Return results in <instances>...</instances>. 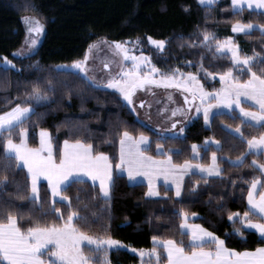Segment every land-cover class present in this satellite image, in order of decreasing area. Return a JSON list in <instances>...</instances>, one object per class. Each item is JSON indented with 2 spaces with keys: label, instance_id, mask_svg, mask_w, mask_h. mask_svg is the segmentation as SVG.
Returning a JSON list of instances; mask_svg holds the SVG:
<instances>
[{
  "label": "trees",
  "instance_id": "trees-1",
  "mask_svg": "<svg viewBox=\"0 0 264 264\" xmlns=\"http://www.w3.org/2000/svg\"><path fill=\"white\" fill-rule=\"evenodd\" d=\"M26 16L38 19L45 35L35 53L16 57L26 39L23 21ZM237 22L264 25V14L247 8L234 13L231 0H219L210 7L202 6L199 0H0V61L7 57L12 62L9 67L0 65V114L17 103L34 108V114L23 124L29 146H39V132L43 128L52 136L57 158L65 139L72 142L79 139L92 144L94 151L106 153L115 166L119 162L120 137L128 131L134 137L143 134L150 139L149 155L161 157L157 152L159 144L178 165L194 161L193 145L200 146L203 164L209 163L213 153L218 156L221 174L210 178L190 174L180 198L163 185L159 187V198H149L147 185L130 184L117 173L108 202L102 198L99 187H93L89 181L73 184L64 193L71 201V210L88 218L78 227L89 235L110 236L124 246L110 251L111 264H140V257L130 250H151L153 236L183 241L187 248L190 237L181 234L184 222L181 213H187L188 221L223 239L229 248L253 251L263 247L257 233L245 229L236 217L234 224L228 216L243 215L248 210L247 191L254 176L264 181L252 164L253 160L264 163V157L250 154L246 143L247 139L264 134V128L249 126L238 112L231 111L214 115L210 126L202 116L198 117L183 136L163 134L140 122L118 92L93 87L81 74L60 66L84 60L89 46L100 40L140 39L142 52L161 72L179 69L193 73L204 89L213 91L221 88L220 81L212 79L213 76L219 77L232 66L230 56L217 53L216 41L227 37H234L250 53L259 54L253 71L264 75V63L259 62L264 59V34L255 30L247 35H234L232 27ZM205 33L210 35L208 41L204 40ZM149 37L163 40L164 49L150 46ZM205 69L214 75H206ZM240 78L248 77L244 74ZM34 87H39L47 98L39 103L30 99ZM237 127L244 133L243 138L229 129ZM18 133L19 128L12 132L16 142H19ZM208 140L218 142L219 148L212 145L205 148ZM3 147L4 136H0V178L4 175L9 178L0 188V216L7 209L24 217L20 221L22 226L30 224L32 219H40L44 224L59 223L51 214L48 183H40L41 199L33 205L27 198L31 194L27 170L10 168L5 172ZM241 159L243 163H237ZM18 194L25 198L17 199ZM66 204L67 201L55 204L65 217L70 211ZM250 218L259 220L251 213ZM234 228H240L244 235L235 234ZM157 252L160 264H166L163 249L157 248ZM85 253L92 255L87 248Z\"/></svg>",
  "mask_w": 264,
  "mask_h": 264
},
{
  "label": "snow or ice",
  "instance_id": "snow-or-ice-1",
  "mask_svg": "<svg viewBox=\"0 0 264 264\" xmlns=\"http://www.w3.org/2000/svg\"><path fill=\"white\" fill-rule=\"evenodd\" d=\"M199 3L211 6L216 0H199ZM231 7L234 13H240L245 10H254L257 14H264V0H231ZM27 25L29 34L36 33L37 37L43 32V24L35 17H23ZM260 30L264 34V25L253 26L251 23L237 22L233 25L232 31L243 32L246 35L251 31ZM215 39L214 37H212ZM149 41L163 49V40ZM210 35L205 33L204 40L208 41ZM26 43L35 45L36 38L29 37ZM217 51L227 49L230 53L232 66L226 71L220 73L221 88L208 92L193 73H183L179 69H171L167 73H161L158 68L151 64L149 58L144 56H130L128 50L120 43L115 44L117 54L122 53L123 60H131L132 67L126 68L120 65V71L107 79L106 82L97 83L94 78L88 76L86 61L88 55H85L83 61H75L72 67L84 73V79L88 80L93 87H107L115 89L127 102L133 103V95L137 89H144L146 85H156L165 88L182 89L189 93L184 97V102L191 107L197 99L200 104L196 106V112L203 109L204 121L209 122V113L213 107L225 108L235 111L239 109V114L249 126H258L264 128V75H258L253 71L256 63L254 59L259 54L253 53L252 56L242 55L231 37L224 41H216ZM92 46H89V52ZM6 64L12 62L4 58ZM264 63V59L259 61ZM141 65H147L149 71H144ZM15 67L14 65H12ZM107 66V65H105ZM233 68L237 69V74H233ZM206 75H214L204 70ZM159 73V77L153 74ZM247 74V79L241 80V75ZM151 91V88L148 89ZM39 87H34L30 94V99L37 103L46 99ZM242 98L244 101L251 102L249 108L242 107ZM169 94V100H171ZM210 101H215V104ZM141 101V106H143ZM255 108L256 110H252ZM34 108L27 104L17 103L9 111L0 114V136H4L3 158L7 162L4 165L5 172L10 168L27 169V175L30 178V196L29 201L36 205L40 202L38 181L41 177L47 180V187L51 190L52 208L51 214L55 216L57 222L48 224L42 223L40 219H32L30 224L22 226L20 221L23 216L4 209L0 216V264H111L109 253L116 248L119 250L121 242L112 239L110 236H93L83 231L78 224L81 221H87L86 216L80 215L77 211L71 210L72 204L64 193L73 185L91 181L92 186L96 187L98 182L99 191L105 202L110 201V186L113 183V163L110 157L100 151H94L92 144L84 143L77 139L74 142L65 139L63 147L58 149L59 159L54 154L52 136L46 130L41 128L39 132V146L30 147L28 144L27 129L23 127L25 120L34 114ZM135 111V109H133ZM181 108L173 109L172 116L183 112ZM224 113H217L222 115ZM176 123L171 127L175 128ZM19 128V142L12 138L14 129ZM180 132L184 129L181 127ZM235 132L241 137L244 133L239 127ZM207 143V141H206ZM249 153L252 155H264V134L259 137L253 136L246 140ZM148 138L141 134L138 138L133 137L128 131H124L119 140V162L115 165L117 169L127 171L129 179L136 176H146L149 178V191L147 195L157 196L159 192L155 190L154 177L163 175L165 180L171 178L176 184V195H180V182L184 174L193 167L189 161L182 165L172 163L170 156L164 153L160 145L157 144L158 155L164 156V159H157L147 155ZM144 145L145 147H141ZM192 151L197 153V146H192ZM238 163H243L241 159ZM253 166L264 175V164H257L252 161ZM196 167L202 173L219 174L220 169L216 163V155L212 154V165L205 168L197 164ZM9 182L7 175L0 178V188H3ZM23 195H17V199H24ZM59 198V199H57ZM79 200V197H77ZM67 201L66 207L70 210L67 216L55 207L57 203ZM248 210L243 215L240 213H231L228 216L235 224L236 217L242 225L248 229L255 230L264 243V181L259 177H253L249 182L247 191ZM42 206V205H41ZM250 213L259 217L258 221L250 218ZM48 213L44 216L47 217ZM184 222L181 224L182 235L190 237L187 248L183 241L177 242L173 239L160 240L153 236L154 247L149 253L140 251V256H154L156 264H160V253L157 248H162L166 254L167 264H264V247H257L253 251H237L226 246L225 241L214 233L202 228L200 225H189L187 223V213H181ZM235 234L243 236L240 228H234ZM85 248L92 253H85ZM136 251V249H132Z\"/></svg>",
  "mask_w": 264,
  "mask_h": 264
},
{
  "label": "rangeland",
  "instance_id": "rangeland-1",
  "mask_svg": "<svg viewBox=\"0 0 264 264\" xmlns=\"http://www.w3.org/2000/svg\"><path fill=\"white\" fill-rule=\"evenodd\" d=\"M218 1L219 0H216V2H218ZM204 6H207V5H204ZM24 26H25V30H26L25 43H24L23 47L15 53L16 57H25V56H28V55L35 53L38 50V48H39V46H40V44L44 38V35H45V28L44 27H43V32L40 33L39 36L37 37L36 33H32V34L28 33L27 25L25 23H24ZM253 26L255 27L258 25H253ZM251 32H253V31H251ZM239 34H245V33L235 32L234 35H239ZM29 37L37 39V43L34 46L31 45L30 43H26V40H28ZM152 40H154V39H152ZM232 41L234 44H236L238 46L240 53L242 55H245V54L249 55V56L253 55L247 49H245L239 42H237L234 37H232ZM116 43L122 44L128 50V53L130 56L147 57V58H149L151 64L153 65L150 57L142 52V44L143 43L140 39L127 40L124 42H109L107 40H100V41L91 45L92 48H91L90 52L88 50V53H87L88 60L86 61V67L88 69L87 74L89 77L94 78L97 83L106 82L107 79H109L111 76L116 75L120 71V65L121 64H123L126 68L132 67L133 62L131 60H123L122 59V53L117 54L118 50L115 49ZM148 43L150 46L157 48L159 50H163L165 47V43H164L163 49H160L156 45L152 44L149 41V39H148ZM217 53L230 56V53H228L227 49H221L219 52L217 51ZM254 59L257 60L258 56L255 57ZM0 65L5 66V67L11 66L9 64H6L4 60L0 61ZM72 65H61L60 68L71 70L73 72H77V73L81 74L82 76H84L83 72H80L78 69L72 67ZM105 65H107V66H105ZM141 67L144 69V71L150 70L147 67V65H141ZM161 73H163V72H161ZM233 74L234 75L237 74L236 68L233 69ZM153 75L157 78L159 77V73H154ZM214 78L220 81V76L219 77L213 76L212 79H214ZM197 79H198V77H197ZM103 87L104 86H101V88H103ZM104 88L117 92L115 89H112V88H107V87H104ZM149 88H151V91L148 90ZM206 91L212 92L209 90H206ZM169 94H171V97H172L171 100H169ZM186 95L189 96V98H191L190 94L183 92L182 89H177L174 87L173 88H165V87L156 86V85H146L144 89H137L136 90V92L134 93V95L132 97L133 103H132V105H130V107L132 108V110L135 109V111H133L135 116L144 125H148L151 128H154L163 134H168V135L175 136V137L183 136L185 134V131L189 127V125H191L198 117H200V116L203 117V109H201V111L199 113L196 112V110H195L196 106L200 104V101L197 99L191 107H187L184 103V97ZM141 101L144 102L143 106H141ZM210 102L215 104V101H210ZM243 104L250 105L251 102L244 101L242 98V104H241L242 107H244ZM176 108H181L184 111L181 113H178L176 116H172L171 112L173 109H176ZM231 111L232 110H230V109H225L222 107H220V108L213 107L209 113V122L208 123L211 122L212 117L214 115H216L217 113H225V112L229 113ZM174 122H177L176 127L172 128L171 125ZM181 127H183V129H184L183 132L179 131V129ZM229 129L232 131H235L232 128H229ZM27 136H28V132H27ZM136 138H138V137H136ZM28 139H29V137H28ZM214 142L216 144H218V142H216V141H214ZM143 146L144 145H142L141 147H143ZM53 150H54V147H53ZM161 150L164 153L166 152L162 148H161ZM54 154H55V151H54ZM161 157H163V156H161ZM192 168L197 169L196 166H193ZM205 168H208V167H205ZM213 174H215V173H213ZM160 178L164 179V177L162 175L154 177V182ZM43 181L47 182L46 179L41 177L40 180L38 181V188H39L40 182H43ZM97 185H98V182H97ZM174 190L176 192V186H174ZM181 192H182V190L180 189V193ZM57 199H59V198H57ZM119 248H124V246L121 244L119 246ZM130 251L137 254L140 257V260H141L140 264H156V258L154 256H149L146 254L143 257H141L140 251H132V250H130ZM143 251L145 253H149L151 250H149V251L143 250Z\"/></svg>",
  "mask_w": 264,
  "mask_h": 264
},
{
  "label": "crops",
  "instance_id": "crops-1",
  "mask_svg": "<svg viewBox=\"0 0 264 264\" xmlns=\"http://www.w3.org/2000/svg\"><path fill=\"white\" fill-rule=\"evenodd\" d=\"M233 34H235L234 32H233ZM236 112H238V114H239V109H236L235 110ZM239 116H240V114H239ZM241 117V116H240ZM242 118V117H241ZM243 120H244V118H242ZM206 124V123H205ZM210 124H211V122L210 123H207L206 125L207 126H210ZM234 133L235 134H237L235 131H234ZM148 141H149V143H150V139H148ZM210 145H212V146H214L215 148H219V143L218 144H216L215 142H213L212 140H208L207 141V143H205V148H207L208 146H210ZM143 147H145V146H143ZM147 147H149V144H148V146ZM197 152H198V154L197 153H194L193 152V158H194V161H190V163L193 165V166H196L197 164H199V165H203L204 167H210L211 165H212V155H211V157H210V161H209V163L208 164H203L202 162H201V158H202V153H201V150H200V146H197ZM147 155H149L148 153H146ZM216 155V163H217V165H218V156H217V154H215ZM167 156H169V155H167ZM171 157V156H170ZM263 157H264V155H263ZM157 159H164L165 157L163 156V157H156ZM59 158H57V160H58ZM171 159H172V157H171ZM172 163L173 164H175L174 162H173V159H172ZM238 163V162H237ZM184 164V163H183ZM257 164H264V163H257ZM176 165H178V164H176ZM180 165H182V164H180ZM218 167H219V165H218ZM26 169V168H25ZM219 169H220V172H219V174L217 175V174H208V173H202L198 168L197 169H194V168H191V169H189L185 174H184V176H183V179L181 180V182H180V189L182 190V192H183V188H184V182H185V179H186V177L187 176H189L190 174H198V175H200V176H203V177H207V178H210V177H217V176H219L220 174H221V168L219 167ZM115 173H117V174H119V175H123V176H125L127 179H128V181H129V183L130 184H145V185H147V188H148V191H149V178L148 177H146V176H136L134 179H129V177H128V175H127V171L125 170V171H123L122 173H121V170L120 169H117L114 165H113V174H112V180H113V178H114V175H115ZM163 176V175H162ZM164 177V176H163ZM263 177H264V175H263ZM43 182H46V181H43ZM90 182V181H89ZM40 183H42V182H40ZM154 185H155V190L156 191H158L159 192V187L161 186V185H163L164 187H166V188H168V189H172L173 191H174V193H175V196L177 197V198H180L181 197V195H182V192L180 193V195L179 196H177L176 195V192H175V190H174V186H176V184L173 182V180L171 179V178H169V179H167V180H165V177H164V179L163 178H160V179H158V180H156L155 182H154ZM98 186V185H97ZM148 193V192H147ZM148 197L149 198H159L160 197V192H159V195H157V196H149L148 195ZM247 205H248V203H247ZM249 207V206H248ZM261 222H264V221H261ZM187 223L189 224V225H200V224H197V223H193V222H190V221H188L187 220ZM201 226V225H200ZM202 228H204L203 226H201ZM244 228L245 229H247V230H249V231H253V232H255V230H251V229H248L247 227H246V225H244ZM182 229V228H181ZM206 229V228H205ZM208 230V229H207ZM182 231L183 232H187V229H182ZM209 231V230H208ZM211 232V231H210ZM256 233V232H255ZM258 234V233H257ZM259 235V234H258ZM217 236V235H216ZM264 247V246H263ZM166 264H167V262H166Z\"/></svg>",
  "mask_w": 264,
  "mask_h": 264
},
{
  "label": "water",
  "instance_id": "water-1",
  "mask_svg": "<svg viewBox=\"0 0 264 264\" xmlns=\"http://www.w3.org/2000/svg\"><path fill=\"white\" fill-rule=\"evenodd\" d=\"M195 102V101H194ZM185 103V102H184ZM187 107H189L187 104H185Z\"/></svg>",
  "mask_w": 264,
  "mask_h": 264
}]
</instances>
